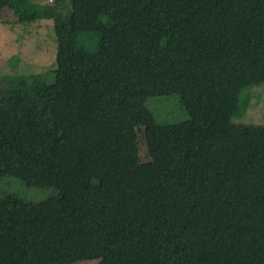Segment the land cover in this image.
I'll use <instances>...</instances> for the list:
<instances>
[{
	"label": "trees",
	"instance_id": "trees-1",
	"mask_svg": "<svg viewBox=\"0 0 264 264\" xmlns=\"http://www.w3.org/2000/svg\"><path fill=\"white\" fill-rule=\"evenodd\" d=\"M16 24L52 20L56 68L0 76V264L123 251L142 264H264V0H0ZM52 73V75H50ZM174 96L173 159L138 158L133 105ZM252 107L250 109L254 110ZM119 198L114 213L95 179ZM17 184V183H16ZM18 186V184H17Z\"/></svg>",
	"mask_w": 264,
	"mask_h": 264
},
{
	"label": "rangeland",
	"instance_id": "rangeland-1",
	"mask_svg": "<svg viewBox=\"0 0 264 264\" xmlns=\"http://www.w3.org/2000/svg\"><path fill=\"white\" fill-rule=\"evenodd\" d=\"M40 2L54 4L56 0ZM15 18L6 7L0 12V76L49 71L53 73L56 68L57 41L52 20L42 19L24 25L16 24ZM252 92L255 96L251 100V107L244 114L243 121L264 123V84L253 87ZM131 114L139 161L173 159L176 146L171 125L188 118L186 109L178 99L164 96L141 101L132 106ZM3 190L19 192L29 200H41L52 193L48 189L27 187L21 180L13 177L2 179L0 191ZM93 196L103 211L111 214L118 209V195L97 178ZM144 257L145 252L142 251H123L67 264H142Z\"/></svg>",
	"mask_w": 264,
	"mask_h": 264
}]
</instances>
